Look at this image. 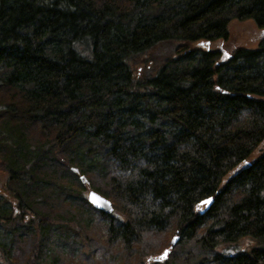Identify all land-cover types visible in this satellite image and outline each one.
<instances>
[{
	"label": "trees",
	"instance_id": "trees-1",
	"mask_svg": "<svg viewBox=\"0 0 264 264\" xmlns=\"http://www.w3.org/2000/svg\"><path fill=\"white\" fill-rule=\"evenodd\" d=\"M247 19L264 0H0V264H264Z\"/></svg>",
	"mask_w": 264,
	"mask_h": 264
},
{
	"label": "rangeland",
	"instance_id": "rangeland-1",
	"mask_svg": "<svg viewBox=\"0 0 264 264\" xmlns=\"http://www.w3.org/2000/svg\"><path fill=\"white\" fill-rule=\"evenodd\" d=\"M229 32H230L229 40L224 43V48L227 51H232L234 48L238 46L255 47L262 39L264 34L262 30L256 26L255 22L252 19H247L242 21L233 20L229 25ZM222 44L223 43H220L219 46L222 47ZM6 177L8 179V174L5 171L4 172L0 171V189L5 188ZM2 231L3 229L0 227V240H1V244H3V247H5L8 244L10 236L8 237V239L5 238L6 240H3L2 236L4 235L1 234ZM252 245H254V243L248 241L247 239H244L242 241V248L244 250L250 249ZM0 260L1 261L4 260L2 251H0Z\"/></svg>",
	"mask_w": 264,
	"mask_h": 264
},
{
	"label": "water",
	"instance_id": "water-1",
	"mask_svg": "<svg viewBox=\"0 0 264 264\" xmlns=\"http://www.w3.org/2000/svg\"><path fill=\"white\" fill-rule=\"evenodd\" d=\"M263 33H264V30H263ZM89 193L97 194V202L96 203H93L92 199L89 198V195H88ZM87 199L96 209L100 210L103 213L112 214L114 212V207H113L112 201L109 198H107L106 196L97 192L96 190H93V189L89 190L87 192ZM205 200H208V198ZM205 200H203V201H205ZM105 201H107L109 203H105ZM211 203H212V198H211V200L208 201V203H202V204H206V208H208ZM173 243L174 244L176 243V238L173 239Z\"/></svg>",
	"mask_w": 264,
	"mask_h": 264
},
{
	"label": "snow or ice",
	"instance_id": "snow-or-ice-1",
	"mask_svg": "<svg viewBox=\"0 0 264 264\" xmlns=\"http://www.w3.org/2000/svg\"><path fill=\"white\" fill-rule=\"evenodd\" d=\"M89 198L92 199L93 203L97 202V194L95 193H89ZM211 200V197L208 198V200L202 201V203H208V201ZM105 203H109L107 201H105ZM173 239H175V237H173ZM167 255V250H165V252L161 255V259L165 258Z\"/></svg>",
	"mask_w": 264,
	"mask_h": 264
}]
</instances>
